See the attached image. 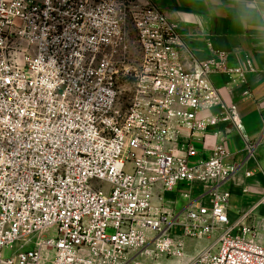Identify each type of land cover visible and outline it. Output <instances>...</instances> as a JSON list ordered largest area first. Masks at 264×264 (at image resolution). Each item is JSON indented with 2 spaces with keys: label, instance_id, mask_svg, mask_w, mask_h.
<instances>
[{
  "label": "built area",
  "instance_id": "1",
  "mask_svg": "<svg viewBox=\"0 0 264 264\" xmlns=\"http://www.w3.org/2000/svg\"><path fill=\"white\" fill-rule=\"evenodd\" d=\"M130 25L141 65L122 104ZM181 45L164 14L134 0H0V264H152L212 237L187 264H264L254 208L232 221L230 192L213 188L209 205L173 218L153 204L157 187L223 183L237 170L223 144L203 161L195 142L225 123L240 131L211 76L242 71L224 54L186 70Z\"/></svg>",
  "mask_w": 264,
  "mask_h": 264
},
{
  "label": "crops",
  "instance_id": "2",
  "mask_svg": "<svg viewBox=\"0 0 264 264\" xmlns=\"http://www.w3.org/2000/svg\"><path fill=\"white\" fill-rule=\"evenodd\" d=\"M140 6L156 7L177 27L182 45L178 55L186 70L192 71L196 62L217 60L226 55L229 69H240L241 75L215 73L211 81L227 107H234L241 119L240 131L232 123L219 125L207 134L204 143L195 142L201 151L200 159L208 160L220 144L226 149L225 164L236 167V173L226 182L210 184H180L172 192L157 187L153 204L168 213L170 218L182 215L198 204L209 205L210 192L219 188L230 192L229 216L254 208L250 225L264 245V23L256 14L264 7L262 0H134ZM255 10V11H254ZM248 91L249 96L244 93ZM220 107L202 113L203 117L219 115ZM219 131V135L214 132ZM223 137L225 140L223 141ZM183 140L189 138L183 132ZM254 146L250 154L247 146ZM176 154L184 156L179 145ZM188 195V198H185ZM185 239L184 245L188 246ZM192 247V246H191ZM181 264H187L195 251L186 253ZM158 257V262L167 259ZM182 258H177L181 260ZM153 263V261H151Z\"/></svg>",
  "mask_w": 264,
  "mask_h": 264
},
{
  "label": "rangeland",
  "instance_id": "3",
  "mask_svg": "<svg viewBox=\"0 0 264 264\" xmlns=\"http://www.w3.org/2000/svg\"><path fill=\"white\" fill-rule=\"evenodd\" d=\"M128 40H129V48H128L126 57L122 58V61H120L121 70H120V75H119V80H118V87L121 91V103L122 104L127 103L130 97V94L133 91V87L135 84L136 71L139 70L140 65H141V55H140V50L137 44V33L132 25H130L128 29ZM128 171L131 172V169H128ZM231 220L234 221L233 219ZM181 232H182V228L177 226L174 229L173 233L176 237L181 238ZM46 236L47 237L53 236V232L52 231L49 232L48 234H46ZM214 238L215 237H212L210 240L190 239L186 241L188 243V246H185V256L181 260H177V258L169 257L163 261L158 262V257L153 256V260L152 258H150V261H153V263L151 262L152 264H181L182 260H184V258L187 256L186 253L189 254L191 251H195V255H196L203 248L211 244L214 241ZM12 255H13L12 252H8V251L4 252V256L6 258L11 257ZM44 256L52 257L53 254L44 253Z\"/></svg>",
  "mask_w": 264,
  "mask_h": 264
},
{
  "label": "clouds",
  "instance_id": "4",
  "mask_svg": "<svg viewBox=\"0 0 264 264\" xmlns=\"http://www.w3.org/2000/svg\"><path fill=\"white\" fill-rule=\"evenodd\" d=\"M262 2H264V0H262ZM256 18L258 19V22L264 23V7L259 8V11L256 14Z\"/></svg>",
  "mask_w": 264,
  "mask_h": 264
}]
</instances>
